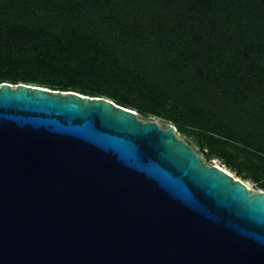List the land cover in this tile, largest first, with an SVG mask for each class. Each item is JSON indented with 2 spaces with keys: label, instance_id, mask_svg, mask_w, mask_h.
Here are the masks:
<instances>
[{
  "label": "water",
  "instance_id": "95a60500",
  "mask_svg": "<svg viewBox=\"0 0 264 264\" xmlns=\"http://www.w3.org/2000/svg\"><path fill=\"white\" fill-rule=\"evenodd\" d=\"M0 264H264V191L172 124L3 82Z\"/></svg>",
  "mask_w": 264,
  "mask_h": 264
},
{
  "label": "trees",
  "instance_id": "16d2710c",
  "mask_svg": "<svg viewBox=\"0 0 264 264\" xmlns=\"http://www.w3.org/2000/svg\"><path fill=\"white\" fill-rule=\"evenodd\" d=\"M3 82L161 118L264 189V0H0Z\"/></svg>",
  "mask_w": 264,
  "mask_h": 264
},
{
  "label": "rangeland",
  "instance_id": "374dc122",
  "mask_svg": "<svg viewBox=\"0 0 264 264\" xmlns=\"http://www.w3.org/2000/svg\"><path fill=\"white\" fill-rule=\"evenodd\" d=\"M137 114H138L139 119H142L143 121H154L158 124V126L160 128H166L169 125V123H167L166 121H164L161 118L154 117V116H143L139 113H137ZM176 133H177L179 138L183 139L186 143H188L195 150H197V147H196L192 138L187 137V136L180 134L178 132H176ZM233 155H234L233 151H229L227 153V157L230 158L231 162L238 166L237 169H232L230 167L225 166L224 164H222V162L218 158H215V157L211 158L210 160H205V161L209 165L223 166L224 168L228 169L234 177H236L238 179H242L243 181H245L248 184L250 189H252L254 191H260V190L264 191V189H260L258 187V185L253 180H251V178H250L251 174H250L249 170H247V169L243 170L242 169L241 172H238V170L241 168V166H245V163H246L245 157L242 154L241 155L236 154L234 156ZM262 181H263V179H262Z\"/></svg>",
  "mask_w": 264,
  "mask_h": 264
},
{
  "label": "bare ground",
  "instance_id": "6f19581e",
  "mask_svg": "<svg viewBox=\"0 0 264 264\" xmlns=\"http://www.w3.org/2000/svg\"><path fill=\"white\" fill-rule=\"evenodd\" d=\"M219 167H221V168H223L224 170H226L228 173H230L231 175H232V173L228 170V169H226V168H224L223 166H219ZM242 180V179H241ZM243 181V180H242ZM244 183H246L245 181H243ZM247 184V183H246ZM248 185V184H247Z\"/></svg>",
  "mask_w": 264,
  "mask_h": 264
},
{
  "label": "built area",
  "instance_id": "2783aa9c",
  "mask_svg": "<svg viewBox=\"0 0 264 264\" xmlns=\"http://www.w3.org/2000/svg\"><path fill=\"white\" fill-rule=\"evenodd\" d=\"M236 178V177H235ZM248 188H249V186H248Z\"/></svg>",
  "mask_w": 264,
  "mask_h": 264
}]
</instances>
